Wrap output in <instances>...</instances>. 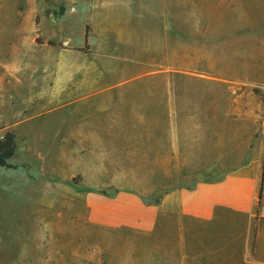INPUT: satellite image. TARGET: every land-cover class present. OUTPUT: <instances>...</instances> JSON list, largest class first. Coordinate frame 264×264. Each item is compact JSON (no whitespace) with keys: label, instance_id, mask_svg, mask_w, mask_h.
<instances>
[{"label":"rangeland","instance_id":"obj_1","mask_svg":"<svg viewBox=\"0 0 264 264\" xmlns=\"http://www.w3.org/2000/svg\"><path fill=\"white\" fill-rule=\"evenodd\" d=\"M7 132L0 264L119 263L121 204L264 166V0H0Z\"/></svg>","mask_w":264,"mask_h":264},{"label":"crops","instance_id":"obj_2","mask_svg":"<svg viewBox=\"0 0 264 264\" xmlns=\"http://www.w3.org/2000/svg\"><path fill=\"white\" fill-rule=\"evenodd\" d=\"M262 178L251 163L159 203L121 204L113 225L127 236L106 249L121 254L111 264H264Z\"/></svg>","mask_w":264,"mask_h":264},{"label":"trees","instance_id":"obj_3","mask_svg":"<svg viewBox=\"0 0 264 264\" xmlns=\"http://www.w3.org/2000/svg\"><path fill=\"white\" fill-rule=\"evenodd\" d=\"M17 144H16V135L12 132H7L4 137L0 139V167L12 168V165L9 163L16 155ZM264 194V166H263V178H262V187L260 192V200L262 202ZM157 202L154 203H159ZM151 203V204H154Z\"/></svg>","mask_w":264,"mask_h":264},{"label":"built area","instance_id":"obj_4","mask_svg":"<svg viewBox=\"0 0 264 264\" xmlns=\"http://www.w3.org/2000/svg\"><path fill=\"white\" fill-rule=\"evenodd\" d=\"M260 215H261L262 217H264V205H263L262 208H261Z\"/></svg>","mask_w":264,"mask_h":264}]
</instances>
